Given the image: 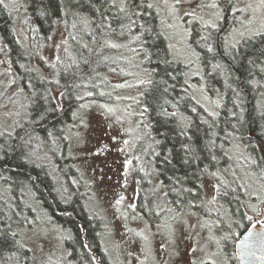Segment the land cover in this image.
Returning <instances> with one entry per match:
<instances>
[{
  "label": "rangeland",
  "instance_id": "obj_1",
  "mask_svg": "<svg viewBox=\"0 0 264 264\" xmlns=\"http://www.w3.org/2000/svg\"><path fill=\"white\" fill-rule=\"evenodd\" d=\"M83 1L72 0L73 4L63 5L61 22L46 34L38 28L25 0H2L18 42L25 48L22 60L16 64L0 35V146L7 144L9 135L17 130L26 131L23 137L29 139H22L27 146L26 156L53 168L52 153L46 143L42 144L41 135L26 128L35 119L43 118L41 110L48 103V96L57 107L60 105L59 109L66 100L73 99L76 106L66 126V144L86 184V204L103 220L102 238L115 264H235L234 245L251 221L247 216H252L253 222L259 219L245 205L257 203L258 195L264 196V180L260 179L264 168V128L252 144L230 140L229 162L215 175H204L208 212L172 208L153 159L144 164L147 151L152 149L154 156L159 141L150 127L147 104L142 98L149 85L141 81L152 80L154 71H160L153 63L150 42L140 32L145 23L142 19L136 22L129 8L125 10L130 5L128 0H109L107 9L112 16L106 14L105 20L96 24L93 12L88 11L92 9L80 4ZM147 2L159 18L167 59L184 76L178 95L173 91L163 96L164 100L171 99L164 101L165 109L183 122H190L188 115L193 112H203L205 120L212 123L225 105L231 107L232 115L243 120V92L231 84L223 59L213 57L217 50L213 30L222 25L227 13L228 27L222 35L224 53L235 55L236 61L241 49L247 55V43L264 33V9L257 7L258 0ZM212 3L218 7H209ZM56 5L54 0L49 4L52 9ZM254 32L260 34L253 35ZM205 54L212 56V71L206 70ZM263 59L258 63L262 61L260 69L264 71ZM169 68L168 63V71ZM175 70L171 72L173 77L177 76ZM259 80L254 81L256 85ZM261 84L258 101L264 97V81ZM228 128L226 135L230 139L234 127ZM253 131L246 134L253 135ZM142 164L161 206V215L154 214L146 202L135 213L137 168ZM219 182H227L234 189L233 198L242 199L245 216L237 213V202L230 208L219 200ZM22 183L24 195L19 194L17 201L13 196L7 197L5 184H0V208L10 224L20 223L13 230L21 243L31 249L32 264H75L65 242L69 232L51 219L32 189L24 186L25 180ZM214 196L215 202L210 203ZM145 213L155 219L144 218ZM224 236L228 238L223 239Z\"/></svg>",
  "mask_w": 264,
  "mask_h": 264
},
{
  "label": "trees",
  "instance_id": "obj_2",
  "mask_svg": "<svg viewBox=\"0 0 264 264\" xmlns=\"http://www.w3.org/2000/svg\"><path fill=\"white\" fill-rule=\"evenodd\" d=\"M25 1L38 28L46 34L50 33L58 22H61L62 6L68 3L73 4L72 0H54L57 5L52 9L49 6L52 0ZM108 1L84 0L80 4L92 9L88 11L93 12L90 14L95 16L93 21L97 24L99 20H105L104 15L112 16L107 9ZM128 1L130 5L129 7L127 5L125 10L127 11L129 8L136 22L139 19L144 21L145 25L140 28V32L150 42L153 49V63L160 69V71H154L152 83L148 84L149 86L142 97L143 102L147 104L146 112L151 121L150 127L156 132L157 141H159V144L156 142L154 156L152 149L147 151V159L144 164L150 158L153 159L152 163L156 166L158 176L162 181L167 203L172 208L206 213L208 210L205 208L209 206L206 200V188L203 185L204 175L209 173L213 176V173L229 162L228 143L230 140L237 139L246 144H252L259 139V133L264 128V106L262 105L264 97L258 101L259 85L264 81V71L260 69L262 61L258 63V60L264 57V33L254 40H250L246 45L248 54H244L241 49L237 55L240 57L236 61L235 55L229 57L224 53L223 48L222 35L228 27L227 13H225L224 20H221L222 25L213 30L214 47L217 48L213 57L217 56L223 59L228 70L226 71L229 73V77L231 76V84L234 83L242 90L244 97L241 107L244 105L246 109L244 119L239 120V115H232L230 106L223 105L220 114L214 115L212 123L205 120L206 113L201 112L202 115H200L199 111L198 115L195 112L188 115L190 122L188 119H184L183 122L179 121L175 114L169 113L164 106V103L171 99L164 100L163 96L166 93L173 94V91L178 95L180 92L178 86H181L184 76L182 71L175 70L172 62L167 59L166 38L161 31L155 9L147 0ZM228 9H230L229 5ZM100 15L101 17H99ZM196 27L198 28V26ZM0 35L5 46L9 47L13 60L16 64L18 61L19 64L25 47H22L18 42L11 15L2 2H0ZM211 58V54H205L203 57L207 71H212ZM210 61L211 65H209ZM168 63L170 71L167 69ZM172 70L176 71L177 76L171 75ZM256 79H260L259 85L254 82ZM172 82L174 85L171 84ZM260 86L262 87V84ZM181 89L184 90L185 87H181ZM187 99L192 102V98L188 97ZM46 101L48 103L44 104L45 106L41 110V114H44L43 118H37L32 123L30 122L26 129L27 131L34 130L32 133L41 135L42 144L46 143L52 153L54 167L49 168L26 156L25 148L27 146L22 142V139H29L23 137L26 131L17 130L13 136L7 133L10 138L8 143L0 146V184H5L7 197L12 198L13 196L17 201L19 194L24 195L22 181L25 180L24 186L32 189L51 219L62 224L64 229L69 232L65 242L69 256L75 264H115L102 238L103 220L94 214L86 204V184L81 178L74 157L70 154L66 144V126L72 118V110L76 103L73 99L66 100L62 104L61 110L58 111L52 98L48 96ZM232 104L234 107L233 102ZM226 119L228 123L225 124ZM247 123H249L250 129ZM228 126L234 127L232 130L234 135L230 139L226 135ZM248 130L257 131L251 132L253 135H250L246 134ZM144 164L137 168L139 188L135 213L138 214V209L146 202L151 211L154 210V214L157 212L158 215H161V206L157 203L155 194L150 189V182L141 168ZM237 191L239 192V189ZM233 193L234 189L227 182H219L217 191L219 200L230 208H233L234 203L237 202L239 206L237 213L245 216L243 204H241L242 199L233 198ZM28 209H31V205L28 206ZM2 212L3 207L0 208V264H32L31 249L21 243L19 236L13 230L20 223L16 221L10 224L9 219L5 218ZM143 216L151 220L155 219V216L152 217L149 213H145ZM258 220L264 221V216H260ZM252 223L254 222L251 220L248 226ZM235 264H238L237 259Z\"/></svg>",
  "mask_w": 264,
  "mask_h": 264
},
{
  "label": "water",
  "instance_id": "obj_3",
  "mask_svg": "<svg viewBox=\"0 0 264 264\" xmlns=\"http://www.w3.org/2000/svg\"><path fill=\"white\" fill-rule=\"evenodd\" d=\"M261 233H264V221L258 220L250 224L240 234L235 244V251L240 264H264V238L250 239ZM242 245H247L250 251H245L241 247Z\"/></svg>",
  "mask_w": 264,
  "mask_h": 264
},
{
  "label": "snow or ice",
  "instance_id": "obj_4",
  "mask_svg": "<svg viewBox=\"0 0 264 264\" xmlns=\"http://www.w3.org/2000/svg\"><path fill=\"white\" fill-rule=\"evenodd\" d=\"M0 2H2V0H0ZM177 4L180 2V0H176ZM211 8H217L218 5L216 3H212L210 5H208ZM149 7H151V5H149ZM248 7H252V5H248ZM258 8L264 9V0H258V4H257ZM123 10V9H122ZM255 11V9H254ZM259 32H254L253 35H259ZM241 37L244 36V33H240ZM206 39V37H205ZM237 43H239V41H237ZM112 47H117V45L113 44L111 45ZM233 47H235V44H233ZM212 49L209 48V51H211ZM141 83H148L151 84L152 81H141ZM124 85H118L117 87H123ZM146 111V109H145ZM125 143H127V141H125ZM252 163H256L255 161H252ZM213 175H215V173H213ZM260 179L264 180V168L261 169V173H260ZM227 186V185H225ZM262 188H264V185H262ZM218 191V189H216ZM215 196L213 197L212 201L210 203H214L215 202ZM257 203H247L245 205V207L251 212L253 213L255 216L260 217V216H264V196H257ZM252 216H247L248 220H252ZM13 235H15V233H13ZM227 236H224L223 239H227ZM253 238H264V233L261 234H256L255 237H251L250 239ZM243 249H245V251H250V249L247 247V245H242L241 246Z\"/></svg>",
  "mask_w": 264,
  "mask_h": 264
},
{
  "label": "flooded vegetation",
  "instance_id": "obj_5",
  "mask_svg": "<svg viewBox=\"0 0 264 264\" xmlns=\"http://www.w3.org/2000/svg\"><path fill=\"white\" fill-rule=\"evenodd\" d=\"M57 107V106H56ZM57 109H58V111H60L61 109H59V107H57ZM155 138H156V136H155ZM244 214V213H243ZM260 218V217H259ZM247 228V227H246ZM245 228V229H246ZM240 236V235H239ZM236 244V243H235ZM235 246V245H234ZM234 249H235V247H234ZM235 254H236V251H235ZM236 259H237V262H238V264H240V261H239V258H238V256H237V254H236Z\"/></svg>",
  "mask_w": 264,
  "mask_h": 264
}]
</instances>
